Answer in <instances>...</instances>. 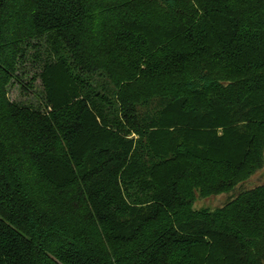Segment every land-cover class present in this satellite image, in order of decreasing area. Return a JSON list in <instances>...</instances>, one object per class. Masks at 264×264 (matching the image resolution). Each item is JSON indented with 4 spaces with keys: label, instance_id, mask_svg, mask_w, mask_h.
Listing matches in <instances>:
<instances>
[{
    "label": "trees",
    "instance_id": "1",
    "mask_svg": "<svg viewBox=\"0 0 264 264\" xmlns=\"http://www.w3.org/2000/svg\"><path fill=\"white\" fill-rule=\"evenodd\" d=\"M263 168L264 0H0V264H264Z\"/></svg>",
    "mask_w": 264,
    "mask_h": 264
},
{
    "label": "rangeland",
    "instance_id": "2",
    "mask_svg": "<svg viewBox=\"0 0 264 264\" xmlns=\"http://www.w3.org/2000/svg\"><path fill=\"white\" fill-rule=\"evenodd\" d=\"M34 50L30 49L29 51V58H31L32 52ZM39 71V66L35 63H33L30 59L26 60L25 63L21 66L18 67V73L17 76L18 78H13L11 80L10 84H8V97L11 101L18 103V104H32L33 106H36L40 102V96H36L40 90H42V85L41 81L36 75ZM34 78L32 81V87L25 90L22 88V85L29 83L30 79ZM134 136V135H131ZM135 137V136H134ZM264 183V168L255 173L252 177H250L249 180L246 182L242 183L241 186L243 189H249L252 188V186L256 184ZM239 186V185H238ZM212 206L216 207L220 205V200L219 199H214L211 201ZM206 207H210L207 205ZM199 250V249H198ZM218 251L213 249L212 253L210 255L214 256L217 255ZM199 251H197V255L194 257V262L193 264H198L200 262L199 260ZM213 258V257H212ZM213 260V259H212ZM58 264H61L57 262ZM210 264H217L216 261H212ZM219 264V263H218Z\"/></svg>",
    "mask_w": 264,
    "mask_h": 264
}]
</instances>
